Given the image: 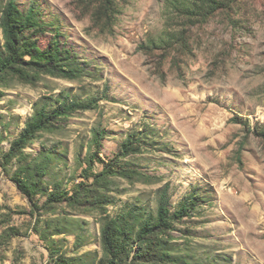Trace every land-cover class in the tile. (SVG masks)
<instances>
[{"label":"rangeland","instance_id":"rangeland-1","mask_svg":"<svg viewBox=\"0 0 264 264\" xmlns=\"http://www.w3.org/2000/svg\"><path fill=\"white\" fill-rule=\"evenodd\" d=\"M15 2L36 19L21 63L0 71V264H107L110 218L130 234L121 264H264V0L201 22L179 8L206 0ZM93 99L5 159L36 112ZM42 154L28 197L15 178ZM164 186L170 212L195 205L139 240Z\"/></svg>","mask_w":264,"mask_h":264},{"label":"trees","instance_id":"trees-1","mask_svg":"<svg viewBox=\"0 0 264 264\" xmlns=\"http://www.w3.org/2000/svg\"><path fill=\"white\" fill-rule=\"evenodd\" d=\"M234 1L235 0H206V2L196 14H193L194 10H190L189 8L179 9H184L182 14L186 15L187 18H191L192 15H195L196 19L201 22L206 21L218 10H228L227 12H229L233 7ZM35 19V13L32 6L23 13L17 9L15 0H9L7 2L6 8L2 15L3 28L6 38V56H4L3 53H0V71L14 70L16 65L21 63V51L24 46V44H21L22 29L25 30L31 28L33 24L30 23H32ZM182 41L183 43H185V38ZM154 45L157 44L148 46L142 45L139 47V49H158L162 47L161 45ZM44 65L51 71H56L55 73L63 71L69 77H73V75H75L74 72L76 71V68L71 63L70 65L72 66L67 68L66 70H64L62 67L56 66L53 61ZM95 103V99L86 100L83 102L75 101L70 103H61L56 109L51 112L39 110L33 115L31 119H29L25 123V127L23 128L22 132L16 139L13 140L9 151L4 155L5 159L9 160L14 156L22 154V149L35 139L39 131L46 129L48 125H51L54 119H57L64 114H68L75 109L91 108ZM131 146L132 142L127 141L123 143L121 146L122 154L132 152L133 148H131ZM47 158L48 157L45 154H42L41 156H38L29 162H25L21 167L22 174L15 178V182L18 188L26 196L31 197L35 193V191H37L36 181L40 179L39 177L42 174L46 173L45 167L48 164ZM189 196L190 197L187 196L185 200L179 204V208L177 210L170 212L168 186H164L160 192L158 200L156 220L153 224H147L142 228V231L138 234V239H144L146 235L154 229H168L171 225V220L186 216L189 212V209H193L195 205L194 201H196L194 196ZM51 197H54L53 193ZM118 224L120 225V220L118 218H110L106 220L102 225V240L104 248L108 255L107 264H121V259L123 260V256H125L126 254L125 245H127L130 240V234H124L121 227L119 229V227L117 226Z\"/></svg>","mask_w":264,"mask_h":264}]
</instances>
